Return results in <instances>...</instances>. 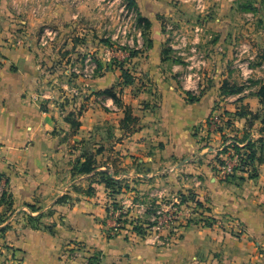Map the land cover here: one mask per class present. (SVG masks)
<instances>
[{
	"label": "crops",
	"instance_id": "1",
	"mask_svg": "<svg viewBox=\"0 0 264 264\" xmlns=\"http://www.w3.org/2000/svg\"><path fill=\"white\" fill-rule=\"evenodd\" d=\"M134 1L149 35L144 50L124 61L132 80L104 60L92 78L63 80L89 94L75 129L51 99L48 110L34 100L45 75L25 40L37 24L66 17L67 0H0V174L17 208L4 239L13 252L2 251L0 264H87L92 256L99 257L93 264H264V161L255 177L250 170L225 177L215 157L223 132L206 124L225 111L242 137L247 129L264 138L261 117L237 115L241 106L263 113L258 88L222 93L224 67L200 59L194 68L176 56L163 0ZM66 55L78 54L62 62ZM68 106V113L77 108ZM256 148L264 158V141ZM87 154L96 168L80 172ZM106 175L119 192L101 180ZM159 207H175L179 217L155 236L146 225Z\"/></svg>",
	"mask_w": 264,
	"mask_h": 264
},
{
	"label": "rangeland",
	"instance_id": "2",
	"mask_svg": "<svg viewBox=\"0 0 264 264\" xmlns=\"http://www.w3.org/2000/svg\"><path fill=\"white\" fill-rule=\"evenodd\" d=\"M67 4L66 17L37 24L30 30L33 38L25 39L38 53L45 75L34 100L44 104L51 99L50 104L60 112L69 111V104H63L61 98L69 68L77 66L82 70L77 75L82 74L88 55L95 62V73L98 60L125 65L130 55L144 50L149 35L148 24L129 0H67ZM162 4L163 29L176 56L188 58L194 68H199L200 59L208 60L210 68L221 65L229 73L225 81L247 87L245 94L264 83V0H163ZM40 6L33 9L44 11ZM68 41L78 51L66 49ZM70 51L78 55L69 60L66 55L62 62L60 58ZM215 157H219V151ZM7 188L5 177H1L0 253L11 256L13 251L4 239L17 220V208L9 204L8 197L1 200Z\"/></svg>",
	"mask_w": 264,
	"mask_h": 264
},
{
	"label": "built area",
	"instance_id": "3",
	"mask_svg": "<svg viewBox=\"0 0 264 264\" xmlns=\"http://www.w3.org/2000/svg\"><path fill=\"white\" fill-rule=\"evenodd\" d=\"M52 30H49V33H52ZM95 62L88 55L85 58V68L83 70L82 75L86 78H92L94 76L95 71ZM69 76L68 81H71L74 78V75L81 73V69L77 66L69 68ZM82 95V91L78 90L76 87H68L65 88L64 93L62 94V100L66 98L74 99L75 97H79ZM46 97L50 98V94H45ZM193 96H200V92H195ZM72 105V104H71ZM216 109H220L216 107ZM62 113L65 111L61 110ZM230 117H228L225 111L214 112L209 117L206 122L207 127L210 131L220 130L223 132V144L219 151V159L217 166L221 169L222 173L225 177L235 174L237 171L242 170H251V166L247 164L248 157V149L246 147V140L233 128V125L229 123ZM232 120V119H231ZM254 134H250V138L253 137ZM125 210L120 209L118 214L123 215ZM179 217V211L177 208L172 207L170 209H164L163 207H159L155 210L153 219L151 220V224L146 225L148 230L157 236L163 229L168 227L172 222L176 221ZM122 221L115 224V231H118L122 226ZM87 264H93L88 259Z\"/></svg>",
	"mask_w": 264,
	"mask_h": 264
},
{
	"label": "trees",
	"instance_id": "4",
	"mask_svg": "<svg viewBox=\"0 0 264 264\" xmlns=\"http://www.w3.org/2000/svg\"><path fill=\"white\" fill-rule=\"evenodd\" d=\"M129 3L133 5L135 3V1L134 0H129ZM118 67L121 69V72H122L121 76L123 78V81L124 82H130L132 80V75L130 74L129 70L127 68H125L123 64L122 65H119ZM244 88H245V86H237V85H234V84L231 85V84H229V82L224 81V83L222 85V93L232 94V93L243 92ZM105 92H107V93H109V94H111V95H113V96L116 97V94L113 92V90L111 88L105 90ZM256 93L259 96L261 102L264 104V83H262L259 86V88H258V90H257ZM88 96H89L88 92H82V95L79 96V97L77 96V97H75L72 100L69 99V98H66L64 100V103L63 104L68 103L69 105L70 104H74V106H77L76 109L74 108L69 113L67 112V114L65 116L66 117V120H68L73 125V127L75 129H78V127L81 124V122H80V116H81L82 111L84 109L83 101L85 99H87ZM189 97H190L189 98L190 100H196V99H198L197 96H193V95H190ZM78 98H80V100ZM116 99H117V101H119L117 97H116ZM77 103H80V104L77 105ZM42 108L44 110H48L49 109V107L46 106L45 104H42ZM237 115H239V116H247V117L250 118V120L261 117L262 118V122H263V126L261 127V130L260 131H261V133L264 134V110H263V113L262 114H260L259 112L254 113V112L249 111L246 108V106H241L238 109V111H237ZM131 118H132V116H131V114L129 112V109H128L127 112H126V119L131 120ZM229 123L231 125H233V121L231 119H230ZM243 139L246 140V147L248 149L247 164L251 166L250 176H254L255 177L256 176V173H257L256 166L255 165L257 163H259V162H263L264 161V158L263 157H260V156L257 155V151L258 150L256 148V145L258 144V142H260L262 144L263 141H264V138L261 136L258 139L254 140V139L250 138V132L246 129L244 131V133H243ZM219 161H221V160L219 159ZM95 168H96V158H95V155L94 154H87L86 157H85L84 162L79 167V171L80 172H90V171L94 170ZM233 175H230L228 177H231ZM1 177H5V179H6V185H8L9 184V178L7 176H4L3 174H0V178ZM101 180L106 183V185L111 189V192L112 193H117L122 188V186L120 185L119 181L116 180V179H114L113 177H111L109 175L103 176L101 178ZM5 197H8L9 204H12L13 205V203H14V201H13V195H12V192L9 190V187L7 188L6 191H4L1 200H3ZM183 199H185V198L183 197ZM115 205L117 206L116 203H115ZM30 206L31 207H34L32 205H30ZM34 221H37V219L34 220ZM149 224H151V222H149ZM135 230L138 233H142V234H145L146 233V227H144L143 224H136L135 225ZM89 260H90V262L95 263V262H98L99 261V257L92 256V257L89 258Z\"/></svg>",
	"mask_w": 264,
	"mask_h": 264
}]
</instances>
